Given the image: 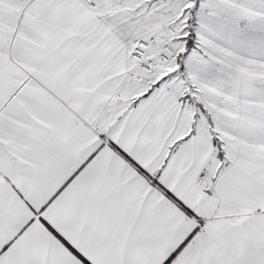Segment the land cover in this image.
I'll return each mask as SVG.
<instances>
[{
    "label": "snow or ice",
    "instance_id": "6c2138e0",
    "mask_svg": "<svg viewBox=\"0 0 264 264\" xmlns=\"http://www.w3.org/2000/svg\"><path fill=\"white\" fill-rule=\"evenodd\" d=\"M0 264H264V0H0Z\"/></svg>",
    "mask_w": 264,
    "mask_h": 264
}]
</instances>
